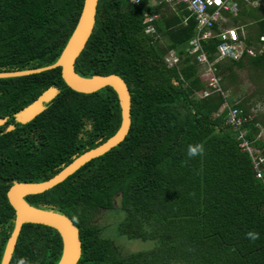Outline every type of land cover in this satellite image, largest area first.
Wrapping results in <instances>:
<instances>
[{
    "label": "trees",
    "instance_id": "obj_1",
    "mask_svg": "<svg viewBox=\"0 0 264 264\" xmlns=\"http://www.w3.org/2000/svg\"><path fill=\"white\" fill-rule=\"evenodd\" d=\"M239 4L237 17L255 20L263 33L264 10ZM147 3V4H146ZM82 0H0V71L24 70L53 63L69 37ZM246 4V3H245ZM246 8V9H245ZM158 14L154 32L143 31V10ZM95 21L74 71L81 76L114 73L130 93V124L124 138L78 167L61 182L24 196L34 207L66 215L78 229L76 264H264V163L255 177L250 157L236 131L224 124V101L247 110L243 102L210 93L198 77L199 66L184 51L195 21L183 3L143 0L140 7L123 0H97ZM216 32V25L213 27ZM248 40H246L247 42ZM219 39L201 40L208 59ZM173 50L176 66L163 62ZM219 85L227 89L236 71L252 69L264 96V52L223 58L215 64ZM57 93L30 121L14 114L44 89ZM251 107V106H250ZM0 259L13 226L5 191L12 181L38 182L55 174L73 157L111 136L119 124L114 90L76 92L62 81L59 67L0 78ZM7 124L11 130L5 131ZM244 138L264 152V115L244 123ZM35 137V140L32 138ZM203 155L189 158V145ZM118 197L122 218L117 235L153 240L146 250L116 256L98 236L93 217L109 210ZM252 231L259 238L252 240ZM61 240L51 227L23 223L7 264H55Z\"/></svg>",
    "mask_w": 264,
    "mask_h": 264
},
{
    "label": "water",
    "instance_id": "obj_2",
    "mask_svg": "<svg viewBox=\"0 0 264 264\" xmlns=\"http://www.w3.org/2000/svg\"><path fill=\"white\" fill-rule=\"evenodd\" d=\"M96 3L97 0H82L76 23L53 63L24 70L0 71V78H3L22 76L59 67L60 77L67 87L76 92L90 93L104 86H109L116 94L119 107L118 127L107 139L73 157L69 163L45 180L11 182L5 191V196L13 210V226L5 242L0 264L8 263L20 226L23 223L42 224L56 230L61 240V252L55 264H76L81 248L77 227L66 215L53 209L34 207L24 200V196L40 193L61 182L85 162L118 144L128 131L130 124V93L123 79L114 73L94 74L84 77L77 74L73 68L75 58L82 50L93 28ZM56 93V88L48 86L30 103L18 110L14 114V119L20 123L30 121L44 108V103L49 101ZM5 121L6 117H0V126ZM12 128L13 125L8 124L5 131Z\"/></svg>",
    "mask_w": 264,
    "mask_h": 264
},
{
    "label": "built area",
    "instance_id": "obj_3",
    "mask_svg": "<svg viewBox=\"0 0 264 264\" xmlns=\"http://www.w3.org/2000/svg\"><path fill=\"white\" fill-rule=\"evenodd\" d=\"M123 1L128 5L140 7L143 0ZM161 1L169 5L183 3L195 21L194 35L188 41L184 51L187 55L191 56L199 66L198 77L205 85L203 90L196 92V96L204 97L210 93H218L224 98L227 97L228 90L222 89L219 85V76L216 74L214 64L223 58H240L244 53H263L264 27L263 33L258 35L260 45L257 49L255 47L252 48L243 42L235 27L221 26V23L224 21L225 13L232 15L237 13L238 3L236 0H219V2L218 0H151V3H158ZM244 2L248 5H256L259 0H244ZM142 17V23L144 24L143 31L147 34L153 33L155 31L153 22L158 18V14L144 9ZM214 25H216V32H214L212 28ZM213 35L217 36L219 42L216 45L215 57L210 60L201 46V40ZM163 62L167 66H176L179 62V58L173 50H169L164 54ZM221 108L226 109L224 124L236 131V137L240 139L242 149L246 151L250 157L255 177H261V165L264 163V152H260L259 149L244 138L245 129L243 125L259 113L264 115V101L253 104L247 110L235 106L234 103L229 104L227 101H224ZM263 135L264 130L261 127L256 138L261 139Z\"/></svg>",
    "mask_w": 264,
    "mask_h": 264
},
{
    "label": "rangeland",
    "instance_id": "obj_4",
    "mask_svg": "<svg viewBox=\"0 0 264 264\" xmlns=\"http://www.w3.org/2000/svg\"><path fill=\"white\" fill-rule=\"evenodd\" d=\"M170 7H174L173 4ZM257 73L252 69H241L236 71V78L227 90H230L232 98L237 102H243L250 107L253 104L264 101V96H259L257 88L260 86ZM261 115V113H259ZM123 213L119 209L118 197L113 200L112 209H99L96 211L93 221L99 228L98 236L108 240L112 251L116 256H122L138 250H146L154 246L153 240L126 239L117 235L116 223L122 218Z\"/></svg>",
    "mask_w": 264,
    "mask_h": 264
},
{
    "label": "crops",
    "instance_id": "obj_5",
    "mask_svg": "<svg viewBox=\"0 0 264 264\" xmlns=\"http://www.w3.org/2000/svg\"><path fill=\"white\" fill-rule=\"evenodd\" d=\"M244 6L247 8H251L254 13H259L260 10L261 11L264 10V0H259L258 4L256 5H248L244 3ZM239 9L240 7L238 4V10L235 15L225 13L224 21L221 23V26L222 27H228V26L235 27L237 29L239 36L242 38L243 42L246 45H249L252 48L255 47L257 49L258 46L260 45V42L258 41V36H257L258 25L256 21L251 20V19H246V18H244L245 22H242L241 19L239 18L234 22L232 20L233 17H237ZM246 40L248 41L246 42ZM257 53H260V52H257Z\"/></svg>",
    "mask_w": 264,
    "mask_h": 264
},
{
    "label": "clouds",
    "instance_id": "obj_6",
    "mask_svg": "<svg viewBox=\"0 0 264 264\" xmlns=\"http://www.w3.org/2000/svg\"><path fill=\"white\" fill-rule=\"evenodd\" d=\"M219 2V0H218ZM204 153V148L202 145H199V144H196V145H189L187 147V156L191 159V158H194L196 156H199V155H203ZM246 236L249 238V239H252V240H255V239H258L259 238V234L258 233H255V232H252V231H249L246 233ZM18 264H25V261L24 260H21L18 262Z\"/></svg>",
    "mask_w": 264,
    "mask_h": 264
},
{
    "label": "flooded vegetation",
    "instance_id": "obj_7",
    "mask_svg": "<svg viewBox=\"0 0 264 264\" xmlns=\"http://www.w3.org/2000/svg\"><path fill=\"white\" fill-rule=\"evenodd\" d=\"M7 125H8V124H7ZM7 125H6V126H7ZM6 126H5V127H6ZM4 130H5V128H4ZM32 139L35 140V137H33ZM3 250H4V248H3Z\"/></svg>",
    "mask_w": 264,
    "mask_h": 264
}]
</instances>
